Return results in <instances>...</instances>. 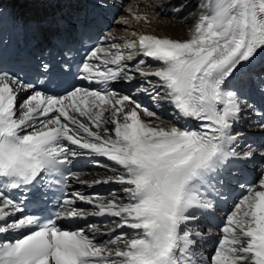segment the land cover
I'll use <instances>...</instances> for the list:
<instances>
[{
	"label": "snow or ice",
	"instance_id": "snow-or-ice-1",
	"mask_svg": "<svg viewBox=\"0 0 264 264\" xmlns=\"http://www.w3.org/2000/svg\"><path fill=\"white\" fill-rule=\"evenodd\" d=\"M184 7L173 12L183 17ZM43 23L72 51L69 17ZM190 31L183 40L140 35L127 53L94 46L77 73L89 87L63 95L40 90L23 59L0 66V264H264V175L226 215L207 256L210 230L199 227L223 198L229 165L264 161V143L241 144L235 130L250 112L264 132V111L249 103L253 90L264 98V68L245 70L264 53V0H213ZM146 58L163 66L145 70ZM120 81L150 96L152 110L116 91ZM80 158L112 174L84 179L73 170ZM73 184H114L119 195Z\"/></svg>",
	"mask_w": 264,
	"mask_h": 264
},
{
	"label": "bare ground",
	"instance_id": "bare-ground-1",
	"mask_svg": "<svg viewBox=\"0 0 264 264\" xmlns=\"http://www.w3.org/2000/svg\"><path fill=\"white\" fill-rule=\"evenodd\" d=\"M62 1L65 3V5H68V7H70V5L76 2V0H62ZM62 1L57 0V6H59L60 2ZM119 1L120 0H115L112 2L111 0L113 4L118 6L120 5ZM201 1H203V3H205L206 6L202 8L203 5H201L202 7H200L199 11L198 12L195 11L193 13H191V8L195 5L196 0H130V2L126 1L125 4L127 7L125 8V11H127V9H130L131 11L140 12L139 14L142 20V22L138 25L139 28L137 31L138 36H136L137 38H135L134 40H138L139 36L143 34H155L161 37L169 36L172 38H177L182 40L190 38L192 34L190 29L193 27L198 16L202 13L204 14L209 13L212 7L213 0H200V2ZM46 2L49 4L51 8H53L52 6L54 0H46ZM10 3L11 0H0V8L2 7L6 8ZM101 3L105 8L108 9L106 1ZM181 3L185 5V7L183 8V17L178 16L173 12V7L178 6ZM36 9L37 6H33L31 9L28 10L26 16L30 13H34V15H39L40 12H38ZM51 11L53 12L54 10L52 9ZM186 12L188 13L186 14ZM113 14H116V11L113 12ZM143 16L144 17L147 16V20L142 18ZM36 28L37 26L35 24V30ZM108 33H111L112 40L110 41L111 44L108 45L109 43L104 42L103 39L102 45L106 48H109L113 44H115L114 41L117 40L115 37L119 35L117 30H112ZM116 45L118 44L116 43ZM137 59H145V58L142 56L140 57L137 56ZM128 63L131 65L133 62L129 61ZM162 66H163V62L154 61L153 59L152 60L146 59L145 70L154 71L158 67H162ZM262 68H264V64H260L251 73L252 74L259 73ZM152 79L155 82L156 78L153 77ZM102 87H110V85H103ZM115 90L122 94H131L134 98L139 97L138 102L142 103L143 106L149 107L150 110H152L151 108L152 100L150 96L138 92L135 84H129L125 81H120L115 85ZM245 91L248 92L249 91L248 88H245ZM249 103L253 104L258 111H262L264 109L261 108V105L264 104V98H262L261 95L254 90L251 91L250 93ZM169 111L170 108L166 107V110L163 114L165 122H169L171 120V117L168 114ZM258 120H259V116L249 112L245 115V117L241 120V122L236 125L235 130L239 131L243 135V140L241 141V144H243L244 142L250 144L264 143V132H262L256 126V122ZM100 163L102 165H107L108 168L113 167L111 162L107 160H100ZM247 164L255 168V170L257 171V176H261L264 174V161H260L259 159H257L256 161L248 162ZM230 170L232 175L228 177L229 183L223 189V193L226 197L227 204L230 206L229 213L233 210L234 205L239 201V199L247 194L246 189H243L241 187V185H244L246 187L245 176L241 174L240 170L235 166L230 167ZM111 174L112 173L110 171H106L104 167L97 166L90 169V172L86 174L85 179L91 180L93 178H100ZM225 175H227V172L225 173ZM114 190L119 195V186H117L111 190H108L104 196H108V194ZM227 214L220 212L219 221L216 224H213L208 219L201 217V222L199 224V227L201 229L210 230L208 236H206L203 241L204 248L202 250L204 251L205 256H207L208 253L211 250H213V248L215 247L216 241L219 238V226L222 225V222Z\"/></svg>",
	"mask_w": 264,
	"mask_h": 264
},
{
	"label": "rangeland",
	"instance_id": "rangeland-1",
	"mask_svg": "<svg viewBox=\"0 0 264 264\" xmlns=\"http://www.w3.org/2000/svg\"><path fill=\"white\" fill-rule=\"evenodd\" d=\"M126 1L130 2V0H126ZM120 5L121 6L124 5V6L122 7L121 11L119 12V16L116 19L117 21H116L113 28H114V30H117L119 33V35H117V37H115V38L117 40H119L118 42H120L121 45L124 47V45L129 40H134L135 38H137L136 37V36H138L137 31L139 29L138 25L142 22V20L136 19L137 16L140 17V14H139L140 12L131 11L130 9H127V11H125V8L127 7L126 4L122 3ZM201 5H203V7ZM205 6H206V4L203 3V1L200 2V0H198V1L196 0L195 5L192 7L193 9L191 8V13H193L195 11L198 12L200 7L204 8ZM195 9H197V10H195ZM188 12H186V14ZM145 17H147V16H145ZM142 18H144V16ZM110 44H111V42H110ZM110 44H108V45H110ZM118 45H120V44H118Z\"/></svg>",
	"mask_w": 264,
	"mask_h": 264
}]
</instances>
